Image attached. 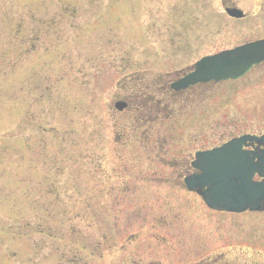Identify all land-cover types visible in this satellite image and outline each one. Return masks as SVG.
<instances>
[{
	"label": "rangeland",
	"instance_id": "rangeland-1",
	"mask_svg": "<svg viewBox=\"0 0 264 264\" xmlns=\"http://www.w3.org/2000/svg\"><path fill=\"white\" fill-rule=\"evenodd\" d=\"M224 2L248 18H229ZM255 37L264 0H0V264H134L152 254L149 237L167 230L125 247L105 198L109 128L130 122L113 109L125 78H159ZM219 89L209 117L231 110L236 125L264 130V65ZM209 215L205 259L264 264V213ZM185 257L176 255L195 262Z\"/></svg>",
	"mask_w": 264,
	"mask_h": 264
},
{
	"label": "flooded vegetation",
	"instance_id": "flooded-vegetation-1",
	"mask_svg": "<svg viewBox=\"0 0 264 264\" xmlns=\"http://www.w3.org/2000/svg\"><path fill=\"white\" fill-rule=\"evenodd\" d=\"M175 75L179 73L159 78L145 73L126 79L130 82H125L126 106L118 115L130 122L125 125L122 120L123 125L109 128L114 148L108 150L111 160L108 159L103 178L107 209L117 211L115 228L125 247L144 240L147 229L167 230V237H149L157 244L154 252L145 258L130 257L134 264H222L223 255L203 257L202 215L205 210L212 214L215 211L203 200L204 184L198 179L204 176L205 163L196 166L197 156L236 139L244 141V150L264 149V130L236 125L231 110L209 117L206 103L220 96V84H199L176 91L173 84L180 77L175 81ZM194 177L197 178L193 180ZM61 194L55 185L57 204ZM57 204L53 206L57 210L53 219L60 225ZM63 212L69 221L73 219L70 206L68 212L66 208ZM214 228L218 233L219 226L214 224ZM178 253H185L187 260L195 257V262L177 259Z\"/></svg>",
	"mask_w": 264,
	"mask_h": 264
},
{
	"label": "water",
	"instance_id": "water-1",
	"mask_svg": "<svg viewBox=\"0 0 264 264\" xmlns=\"http://www.w3.org/2000/svg\"><path fill=\"white\" fill-rule=\"evenodd\" d=\"M227 12L235 18L244 17L236 9H228ZM262 61L264 41L202 60L196 72L185 78L178 87L187 88L213 80L239 79ZM243 144V140L236 141L208 154L212 161L220 162L204 167V180L210 187L206 201L214 209L238 213L264 210V180H254L257 175L264 179V152H245Z\"/></svg>",
	"mask_w": 264,
	"mask_h": 264
}]
</instances>
